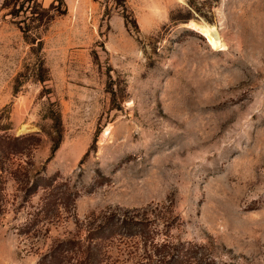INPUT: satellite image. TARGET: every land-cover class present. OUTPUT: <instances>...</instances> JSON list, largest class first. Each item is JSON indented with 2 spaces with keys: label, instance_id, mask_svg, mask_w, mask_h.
<instances>
[{
  "label": "rangeland",
  "instance_id": "rangeland-1",
  "mask_svg": "<svg viewBox=\"0 0 264 264\" xmlns=\"http://www.w3.org/2000/svg\"><path fill=\"white\" fill-rule=\"evenodd\" d=\"M34 1L0 0V264H264V0Z\"/></svg>",
  "mask_w": 264,
  "mask_h": 264
},
{
  "label": "trees",
  "instance_id": "trees-1",
  "mask_svg": "<svg viewBox=\"0 0 264 264\" xmlns=\"http://www.w3.org/2000/svg\"><path fill=\"white\" fill-rule=\"evenodd\" d=\"M7 1L9 2V0H7ZM31 1H34V0H31ZM45 12H46V10L44 8H42V6L37 8V10L32 11L31 13L33 14V20L38 22L39 24H41L44 21L45 17L47 16L45 14ZM15 13L16 12H14V14ZM27 27L28 28L25 29L26 32L29 31V29H30L29 28L30 26H27ZM35 29H36V27H35ZM0 189H1V187H0ZM117 221L119 223L121 233H123L125 235L133 236V235H136L138 233H145L146 229H147V226H145L146 225L145 223H143V222L139 223V221H136L133 218L124 217L122 220L119 219ZM111 222H112L111 220H108L107 223H105L106 225L104 224L101 226V230H99V232H106V229L112 226ZM138 226H139V228H137ZM48 258H50V260L55 258V253H51L50 257H48ZM48 258H45V259H48ZM88 262L89 261H87V263ZM88 264H90V263H88ZM91 264H93V263H91Z\"/></svg>",
  "mask_w": 264,
  "mask_h": 264
},
{
  "label": "bare ground",
  "instance_id": "bare-ground-1",
  "mask_svg": "<svg viewBox=\"0 0 264 264\" xmlns=\"http://www.w3.org/2000/svg\"><path fill=\"white\" fill-rule=\"evenodd\" d=\"M193 28L199 30L201 33L207 36L208 40L214 47H221L223 46L220 37L218 36L217 32L210 27L209 25H202L199 23H193Z\"/></svg>",
  "mask_w": 264,
  "mask_h": 264
}]
</instances>
